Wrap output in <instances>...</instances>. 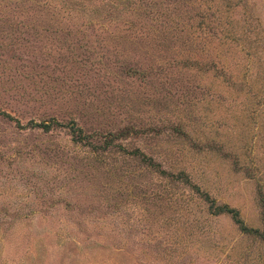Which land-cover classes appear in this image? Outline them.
Here are the masks:
<instances>
[{"label":"rangeland","instance_id":"obj_1","mask_svg":"<svg viewBox=\"0 0 264 264\" xmlns=\"http://www.w3.org/2000/svg\"><path fill=\"white\" fill-rule=\"evenodd\" d=\"M193 185L264 233V0H0V264H264Z\"/></svg>","mask_w":264,"mask_h":264},{"label":"trees","instance_id":"obj_2","mask_svg":"<svg viewBox=\"0 0 264 264\" xmlns=\"http://www.w3.org/2000/svg\"><path fill=\"white\" fill-rule=\"evenodd\" d=\"M2 114H4L6 117H9L10 119H14L10 114H7L5 112H2ZM17 122L20 124L19 121H17ZM28 125L31 127H34V128H36V127L42 128L44 130H51V129L59 127V126L60 127L66 126L65 124H61L60 122H58L54 118L51 119L50 122H46V121L35 122V121L31 120ZM67 126L71 131V135H72L74 141L93 145V142L91 140L92 136L85 134L83 132L82 128H80L79 126H77L73 122L70 123V126L69 125H67ZM111 145H112V143H111V141H109V142H107V144L105 146L109 147ZM122 149H124V148H122ZM128 153H130L134 156L140 157L141 160L144 163H146L148 166L158 167V168L160 167L159 163L155 162V160L152 157L147 156L144 152L140 151L139 149L132 150ZM159 171L161 173L167 174L166 170H164V169L160 168ZM167 175H171V177H174L176 179H183V180L188 181V182L190 181L184 172H181L178 175L173 174V173L167 174ZM193 187L195 188V190L199 194H201L204 197V199L208 203V208H209V211L211 212V214H213V215H229L232 218V220L238 225L241 232H243L245 234H250V235L264 236V233L260 232V230L249 227L245 223V221L241 217L240 211L237 208L231 207L228 204H218L217 201L214 198H212L208 192L202 191L201 188L197 185H193Z\"/></svg>","mask_w":264,"mask_h":264}]
</instances>
